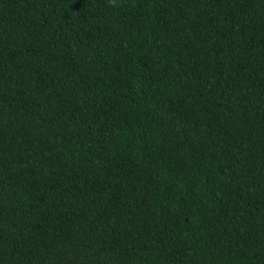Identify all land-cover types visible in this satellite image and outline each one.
<instances>
[{
    "label": "trees",
    "instance_id": "16d2710c",
    "mask_svg": "<svg viewBox=\"0 0 264 264\" xmlns=\"http://www.w3.org/2000/svg\"><path fill=\"white\" fill-rule=\"evenodd\" d=\"M0 264H264V0H0Z\"/></svg>",
    "mask_w": 264,
    "mask_h": 264
}]
</instances>
